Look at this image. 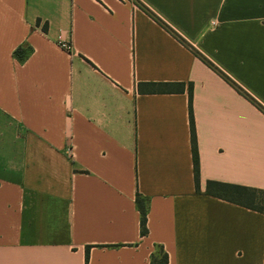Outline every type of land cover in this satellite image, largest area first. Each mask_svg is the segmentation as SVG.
<instances>
[{
  "label": "crops",
  "instance_id": "0c3cea01",
  "mask_svg": "<svg viewBox=\"0 0 264 264\" xmlns=\"http://www.w3.org/2000/svg\"><path fill=\"white\" fill-rule=\"evenodd\" d=\"M144 7L264 106V0H0V264H264V213L206 192L264 189V113Z\"/></svg>",
  "mask_w": 264,
  "mask_h": 264
},
{
  "label": "trees",
  "instance_id": "16d2710c",
  "mask_svg": "<svg viewBox=\"0 0 264 264\" xmlns=\"http://www.w3.org/2000/svg\"><path fill=\"white\" fill-rule=\"evenodd\" d=\"M144 11L159 23L164 29L170 32L186 47H188L196 56L204 61L209 67L216 71L222 78H224L230 85H232L240 94L244 95L256 107L264 113V106L256 100L252 95L239 86L231 77L217 67L212 61L205 57L200 51L194 48L185 38H183L177 31H175L168 23L161 19L157 14L149 8L144 7ZM19 52V51H16ZM22 57L24 54L21 55ZM140 88H145L148 91H179L183 89L184 83L180 82H145L141 83ZM189 114H190V130L192 143V158L194 178L197 190L199 191V156L197 150L196 132L194 126V117L192 110V85L189 86ZM206 192L218 196L239 205L248 207L250 209L264 213V189L255 187L239 185L234 183L208 181ZM136 207L140 212V233L141 235L148 234L147 215L149 211V198L137 192L135 197ZM88 254V251H87ZM169 255L164 249V246L157 244L154 252H152L149 264H168Z\"/></svg>",
  "mask_w": 264,
  "mask_h": 264
},
{
  "label": "built area",
  "instance_id": "2783aa9c",
  "mask_svg": "<svg viewBox=\"0 0 264 264\" xmlns=\"http://www.w3.org/2000/svg\"><path fill=\"white\" fill-rule=\"evenodd\" d=\"M65 45V44H64Z\"/></svg>",
  "mask_w": 264,
  "mask_h": 264
}]
</instances>
